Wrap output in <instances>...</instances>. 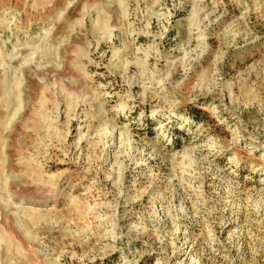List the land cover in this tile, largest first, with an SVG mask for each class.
<instances>
[{"label": "rangeland", "instance_id": "rangeland-1", "mask_svg": "<svg viewBox=\"0 0 264 264\" xmlns=\"http://www.w3.org/2000/svg\"><path fill=\"white\" fill-rule=\"evenodd\" d=\"M0 264H264V0H0Z\"/></svg>", "mask_w": 264, "mask_h": 264}]
</instances>
